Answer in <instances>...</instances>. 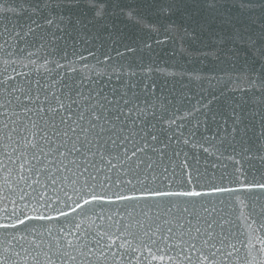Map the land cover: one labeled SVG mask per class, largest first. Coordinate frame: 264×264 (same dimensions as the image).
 Segmentation results:
<instances>
[{"label": "snow or ice", "instance_id": "snow-or-ice-1", "mask_svg": "<svg viewBox=\"0 0 264 264\" xmlns=\"http://www.w3.org/2000/svg\"><path fill=\"white\" fill-rule=\"evenodd\" d=\"M14 3L5 7V0H0V51L9 44L5 35L11 39L31 35L41 47L50 37L64 46L49 54L59 52L67 59L69 41L75 56L77 43L89 44L110 32L120 17L137 19L135 9L124 11L127 0ZM143 3L164 15L181 13L196 38H215L220 51L234 47L230 55L237 58L243 52L247 67L259 70V83L252 81V87L264 91V16L257 24L251 0H242L235 12L221 0ZM259 7L264 8V0ZM5 13L16 19L5 23ZM88 54L94 55L90 50ZM74 64L45 60L41 67L55 78L46 83L29 80L27 87L18 84L15 75L0 72V264H264V235L259 234L264 232V204L257 203L264 197V181L248 179L253 168L264 175V154L252 155L250 148L221 152L219 158L229 161L233 171L222 173L220 183L215 173L201 171L198 160L190 162L194 156L183 153L177 161L174 157L182 150L175 148L168 155L174 144L191 142L195 148L192 138L202 128L205 142L216 141L214 132L207 135L217 122L213 99L202 103L201 97L181 114L172 100L157 92L153 75L177 73L151 65L113 69L114 74L119 72L117 79L127 81L122 90L105 92L89 76L85 91L84 76L59 71H83ZM197 112L202 118L186 136L184 121ZM234 123H242L239 116ZM232 133L238 135V128ZM258 139L264 140V125ZM224 197L248 210L238 219L243 218L249 231L233 230L235 222L220 206Z\"/></svg>", "mask_w": 264, "mask_h": 264}, {"label": "water", "instance_id": "water-1", "mask_svg": "<svg viewBox=\"0 0 264 264\" xmlns=\"http://www.w3.org/2000/svg\"><path fill=\"white\" fill-rule=\"evenodd\" d=\"M127 2L129 7L124 11L135 9L133 13L137 18L135 21L120 17L116 20V27L110 32L104 33L96 40H91L89 44L77 43L75 56L71 54L73 51L72 42L69 41L67 59H61L59 52L49 54L54 48L64 46V42L59 39L53 40L46 37L42 42L44 46L41 47V42H37L31 35L24 39H11L5 35L9 44L5 45L4 51H0V72H4L6 76L15 75L16 82L27 87L29 80L46 83L55 78V73L45 72L41 67L45 60L56 59L65 65L68 60H74L73 66L83 69L82 72L72 73L66 68L59 71L66 76H84L85 91L89 86L87 77L91 76L93 80L97 81L95 87H103L105 92H109L111 89L122 90L124 84L127 83L126 80L122 82L117 79L119 72L114 74L113 69H120L121 66L126 68L129 64L167 68L169 71L176 72L177 75L162 77L158 73H154V78L159 86L157 92L172 100L173 105L180 108L181 114L191 110L196 100L201 97H203L202 103L207 99H213L211 107L214 109L217 121L212 125L213 131L207 133L211 136L214 132L217 137L216 141L205 142L202 138V134H204L202 128L192 138L196 143L195 148L192 147L191 142L188 145L174 144L167 150L168 155H171L175 148L182 150L180 157H174L177 161L184 158L183 153H187L189 158L194 156L196 159L190 160V162L195 164L198 160L201 171L203 172L207 168L210 174L215 173L216 182L220 183L219 177L222 173L233 171L229 161L219 158L221 152L228 155L233 152V148L237 153H241L245 148H250L252 155L264 154V140L258 139V134L264 125V120H262L264 117V91L252 87V81L259 83V70L253 72L247 67L245 63L247 57L243 52L237 58L230 55V51L235 50L234 47L230 51H220L221 46L214 42L215 38H210L207 35L196 38V33L192 32L191 25L181 18L179 12L164 15L155 8L147 7L143 0H127ZM221 2L230 11L235 12L242 0H221ZM260 2L261 0H251L249 4L252 9L251 15L256 18L257 24L264 16V8L259 7ZM13 6H15L14 0H5V7ZM3 19L7 23L8 19L16 18L10 13H5ZM186 29L190 34H186ZM41 31V29H37V33ZM43 31L46 33L47 29L45 28ZM146 45H150V47H146ZM128 49H133V51ZM89 50L94 55H89ZM9 51L12 52L11 56L8 55ZM118 52L122 55H117ZM81 56L86 59H80ZM105 56H108L109 59L106 60ZM4 60H8L9 64H4ZM84 65H87V68H84ZM47 66L54 67L51 63H48ZM13 68L16 72L12 71ZM5 69H7L6 72ZM17 73L22 75H17ZM96 73L102 75L97 76ZM109 76L112 77L111 80H109ZM32 87L34 89L35 85L33 84ZM161 88L163 92L160 91ZM173 105L169 107L171 108ZM233 110H235V114ZM237 116L240 117L242 123H234ZM198 118H202L200 112L184 121L187 126L186 136L189 135L187 129L191 128ZM233 127L238 128V135L232 133ZM245 127L246 132L244 131ZM222 139L224 140L223 144L220 143ZM229 144L232 147H229ZM204 148H208L209 151L205 152ZM212 152H215L216 155L209 154ZM237 158L241 159L239 156ZM241 162L247 167V161L242 159ZM253 163L257 167H261L259 161H253ZM225 164L228 165L227 169L224 167ZM211 165H216V167H211ZM248 179L264 181V175L253 168ZM223 183L234 186L229 180H224ZM244 195L241 194V197L243 198ZM212 199L219 204V198L213 197ZM257 203L264 204V197ZM220 206L235 222L234 231H249L243 218L238 219L241 211L247 215L248 210L242 209L237 201L229 200L227 197H224V204ZM256 227L258 225H253V228ZM259 234L264 235V232ZM243 238V236L240 237V239ZM243 254L244 249L242 248L241 256Z\"/></svg>", "mask_w": 264, "mask_h": 264}]
</instances>
